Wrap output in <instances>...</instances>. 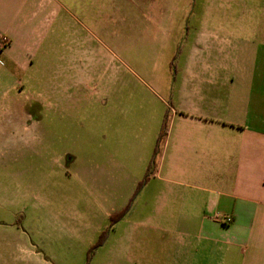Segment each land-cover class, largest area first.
<instances>
[{
	"label": "rangeland",
	"instance_id": "rangeland-1",
	"mask_svg": "<svg viewBox=\"0 0 264 264\" xmlns=\"http://www.w3.org/2000/svg\"><path fill=\"white\" fill-rule=\"evenodd\" d=\"M118 7L110 13L127 12L128 20L104 18L99 29L111 33L97 31L92 51L44 47L27 69L32 80L21 89L33 97L28 105L38 114L36 125L48 134L38 133L27 146L0 148V264H170L161 255L154 261L138 254L137 246L125 252L128 236L143 233L141 222L154 218L141 203L163 190L146 182L158 163L155 131L168 127L186 32L217 27V15L228 16V27H252V9L248 0H137ZM135 13L144 15L139 32L132 29ZM238 14L246 20L237 24L231 16ZM41 93L49 95L43 114L35 102H42Z\"/></svg>",
	"mask_w": 264,
	"mask_h": 264
},
{
	"label": "crops",
	"instance_id": "crops-1",
	"mask_svg": "<svg viewBox=\"0 0 264 264\" xmlns=\"http://www.w3.org/2000/svg\"><path fill=\"white\" fill-rule=\"evenodd\" d=\"M136 1L0 0L2 150L48 134L36 125L38 114L28 105L33 97L21 89L32 80L27 69L35 55L52 46L70 53L92 51L97 31L111 33L99 27L104 18H114L112 7L119 10ZM248 1L252 27H228V16L217 15V27L186 32L181 76L165 116L168 127L146 182L163 185V190L141 203L142 212L151 210L154 218L141 222L143 233L128 236L125 253L137 246L138 254L154 261L161 255L170 264H264V0ZM128 16L115 18L127 21ZM231 17L237 24L246 20ZM131 18L133 31H141L144 15ZM86 19L97 26L95 33ZM48 96L35 101L44 107L42 114ZM105 143L112 168L110 135ZM121 161L115 160L120 168ZM106 172L110 184L114 177L107 167ZM225 216L230 222H224ZM146 230L151 234L145 236ZM164 233L170 235L165 242Z\"/></svg>",
	"mask_w": 264,
	"mask_h": 264
},
{
	"label": "trees",
	"instance_id": "trees-1",
	"mask_svg": "<svg viewBox=\"0 0 264 264\" xmlns=\"http://www.w3.org/2000/svg\"><path fill=\"white\" fill-rule=\"evenodd\" d=\"M164 123H165V121H164ZM165 133H166V128L163 127V129L160 130V133H159V136H158V142H157V146H156V153H157V150H159V144H160V142H162V139H163ZM156 153H155V154H156ZM153 162H154V160H152V163H153ZM147 177H148V176H147ZM127 207H129V205L126 204V206L123 207L121 211H122V212H125V210H126Z\"/></svg>",
	"mask_w": 264,
	"mask_h": 264
},
{
	"label": "built area",
	"instance_id": "built-area-1",
	"mask_svg": "<svg viewBox=\"0 0 264 264\" xmlns=\"http://www.w3.org/2000/svg\"><path fill=\"white\" fill-rule=\"evenodd\" d=\"M223 219H224V222H230V217H228V216H225V217H223Z\"/></svg>",
	"mask_w": 264,
	"mask_h": 264
}]
</instances>
